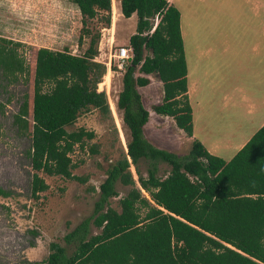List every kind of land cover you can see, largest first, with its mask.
<instances>
[{
    "label": "trees",
    "instance_id": "16d2710c",
    "mask_svg": "<svg viewBox=\"0 0 264 264\" xmlns=\"http://www.w3.org/2000/svg\"><path fill=\"white\" fill-rule=\"evenodd\" d=\"M70 1L79 11L81 34L90 33L87 21L97 16L109 24L110 0ZM119 4L124 18L136 15L134 32L123 45L131 56L116 98L129 135L126 151L106 168L91 214L62 236L63 245L49 242L45 261L22 264H264V123L228 160L209 153L198 139L182 155L151 145L143 136L148 112L136 90L149 83L151 73L162 88L152 111L171 117L186 136L192 135L179 12L167 0ZM97 38L98 33L90 37L81 55L39 47L33 70L27 69L32 97L23 112L32 120L33 199L48 187L39 173L84 181L71 173L68 153L92 133L66 127L90 108L108 112L104 92L96 88L105 69L93 60ZM9 44L0 38V69L12 76L22 66L14 54L18 44ZM139 159L147 164L145 177L136 169ZM160 163L169 166L162 177L156 175ZM116 183L130 186L118 200V211L108 202L117 195ZM90 226L97 232L92 234Z\"/></svg>",
    "mask_w": 264,
    "mask_h": 264
},
{
    "label": "rangeland",
    "instance_id": "374dc122",
    "mask_svg": "<svg viewBox=\"0 0 264 264\" xmlns=\"http://www.w3.org/2000/svg\"><path fill=\"white\" fill-rule=\"evenodd\" d=\"M115 2L116 0H110L109 24L105 26L97 16L87 21L90 33L85 35L81 34L80 15L70 0H0V38L9 41L11 48L12 44H18L14 54L22 66V70L12 76L2 73L0 69V264L44 260L49 242L63 245L62 236L91 214L98 185L105 177L106 168L126 151L128 130L122 122V111L116 106L124 67L118 69L113 59H110V54L119 46H127L128 36L134 32L136 15L128 18L119 15ZM216 10L208 8L206 14L198 12L192 22L186 19L189 28L185 37L183 35L182 45L184 53L189 57L192 56L191 42H222L221 8L218 12ZM182 12L186 17L190 14L185 7ZM155 22L156 18L153 19V24ZM96 33L98 38L93 60L105 67L98 82L101 87L97 83L96 88L104 92L108 112L103 114L90 108L80 113L75 122L66 127L68 131L83 128L92 133L91 138L83 137L82 147L76 144L68 153L74 164L71 173L84 181L39 173L48 187L33 199L29 195L32 173L29 133L32 120L29 112H23L26 101L32 97V76L27 74V69L32 66L33 70L37 48L64 50L73 55H81L88 47L90 37ZM217 48L215 45L216 50ZM143 53L147 54L146 51ZM190 59L191 64L194 63L195 58ZM229 63L225 54H213L200 60L197 69L204 71L206 85L200 91L198 108L201 106L202 109L195 108L197 111L194 121L197 136L209 138L208 149L215 150V155H222L224 158L227 156L219 153V148H224L221 146L228 145L229 142L222 140V136H227L231 141L235 135L244 132L245 136L246 132L255 127V124L252 125L240 115L234 116L229 107L223 106L221 102V92L225 89H221V77ZM134 75H139L137 70ZM146 76L150 83L137 86L142 106L148 112L143 129L144 138L157 148L179 155L186 154L191 139L175 126L171 117L152 111L151 107L160 102L161 85L156 74ZM252 76V72L243 75V81L250 90L257 85ZM215 137L220 140H215ZM230 153L232 151H226V154ZM146 167V162L139 159L136 169L144 177ZM157 169L156 175L162 177L169 166L160 163ZM129 171L135 186L139 188L132 165L129 166ZM129 188L130 186L116 183L117 195L109 199V206L118 211V200ZM140 191L146 196L143 190ZM139 213L142 215L143 210H139ZM90 231L92 234L97 232L93 226H90Z\"/></svg>",
    "mask_w": 264,
    "mask_h": 264
},
{
    "label": "crops",
    "instance_id": "0c3cea01",
    "mask_svg": "<svg viewBox=\"0 0 264 264\" xmlns=\"http://www.w3.org/2000/svg\"><path fill=\"white\" fill-rule=\"evenodd\" d=\"M167 3L173 5L179 12L181 39H183V35L185 37L186 32L188 33L187 28L189 26L186 25V19H190L192 22V20L196 19L198 12H205L206 14L208 8L209 10L221 8L222 42H206V40H202L201 43L191 42L192 50L190 54L192 56L189 57L188 54L184 53V59L186 66V94L191 109L192 123V135L189 138L191 141L198 139L211 154L215 150L208 149L210 145L209 138L197 136L194 127L197 111L195 108H198L200 101L198 97L201 94L200 91L206 85L204 71L197 69V66L201 59L213 54H217L218 56L225 54L228 56V60H230L229 65L226 64V71L223 72V77H221V89L225 88L221 92V102L223 106L229 107L234 116L240 115L241 118L247 120L252 125L255 124V127L252 131L246 132L245 136L243 135L244 132L235 135L231 141H229L227 136H222V140H227L229 143L228 145L221 146L224 148H219V153L225 154L227 157L224 158L221 155V158L228 160L264 123V0H167ZM115 4L117 13L121 15L119 0H116ZM73 5L75 4L73 3ZM184 7L190 11L187 17L182 12ZM76 10L79 13L78 9ZM215 45L218 46L217 50L215 49ZM190 58H195L194 63L191 64ZM247 72L253 73L252 79L257 84L253 90L248 89L243 81V75ZM202 80L204 81L202 82ZM224 82L226 84H223ZM159 93L162 95L161 86ZM199 108L202 109L201 106ZM203 123L204 121L201 122V124ZM220 134L218 135L220 136ZM218 138L215 137V140H220ZM211 142H214V140L211 139ZM226 151H232V153L229 155L226 154ZM213 155L215 154L213 153ZM45 259L46 257L44 260L37 262H43Z\"/></svg>",
    "mask_w": 264,
    "mask_h": 264
},
{
    "label": "built area",
    "instance_id": "2783aa9c",
    "mask_svg": "<svg viewBox=\"0 0 264 264\" xmlns=\"http://www.w3.org/2000/svg\"><path fill=\"white\" fill-rule=\"evenodd\" d=\"M131 56L130 49L125 46H119L113 54H110V59H113L115 66L122 69L125 61Z\"/></svg>",
    "mask_w": 264,
    "mask_h": 264
}]
</instances>
